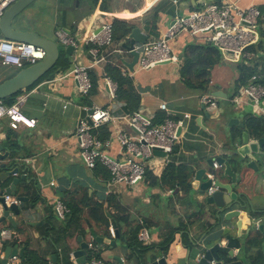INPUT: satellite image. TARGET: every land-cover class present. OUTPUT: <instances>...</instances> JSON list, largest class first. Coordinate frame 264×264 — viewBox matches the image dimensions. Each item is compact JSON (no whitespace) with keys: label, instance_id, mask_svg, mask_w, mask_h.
I'll list each match as a JSON object with an SVG mask.
<instances>
[{"label":"crops","instance_id":"1","mask_svg":"<svg viewBox=\"0 0 264 264\" xmlns=\"http://www.w3.org/2000/svg\"><path fill=\"white\" fill-rule=\"evenodd\" d=\"M41 1H45L46 5L43 11L52 9L54 23H58L56 13L60 7V0H38L30 8L34 9ZM102 1L100 0L99 5ZM160 1L109 0L106 5L108 12L99 6L93 15L83 17L80 21L72 17L63 20L62 23L66 25L58 30L45 31L40 29L41 27L31 28L29 25L27 31H36L64 46L57 36L59 30L70 34V26L77 24L76 37L81 38L99 30L103 23H113L114 19H119L142 29L150 39H158L177 16L194 11L192 0H181L178 2L177 11L172 15L163 12H160L158 17L150 15V11ZM228 2H236L242 9L257 7L264 22V0ZM128 42L114 41L112 47L102 48V54L106 55L108 61L93 69L97 77V87L93 94L91 92L86 97L78 95L77 81L71 75L75 65H92L90 48L83 44L82 48L73 54V65L69 70L61 72L53 79L37 83L17 97L25 99L20 111L28 120H35L34 127L19 125L15 129L11 126L10 118L0 119V152L9 153L8 159L0 163V173L18 169V174L11 176L2 188L9 187L15 178L24 177L19 183L17 197L26 198L25 209L30 214L29 218L23 221L11 211L10 215L17 226L8 220L2 223L9 231L11 239L3 245L0 264L6 248L15 245H18L19 249L26 248L25 258L12 260L11 264H55L53 256H56V264H77L73 252L80 249L78 238L82 236L92 242L90 234L86 233L87 221L99 236L116 242L114 247L109 245L95 247L93 252H99L100 260L105 264H119L116 258H121L123 264H150L148 258L153 254H158L159 258L165 257L168 262L172 257L185 262L194 244L204 236L208 238V232L216 225L215 208L206 203L208 192H200V186H197L198 190L192 187L196 172L206 171L202 183L209 179V174H214L216 181L230 184L231 178L224 175L223 169H212L208 161L225 156L226 147L232 142L242 141L244 133L250 135L252 139H257L250 132L248 122L264 119L262 115L254 112L250 102L245 98L240 104L232 102L243 87V84L239 83L242 79L240 67L242 61L232 62L221 55L220 62L210 70V84L205 89L192 88L186 84L182 75L183 54L189 45H200L204 44L203 42L183 34L172 44L174 53L181 59L180 65H159L151 70H139L136 65L133 72L131 64L134 57L122 47ZM119 48L125 52L118 53ZM263 56L264 52L259 51L257 57L251 60ZM251 60L243 62L248 67H253ZM107 65L118 67L124 76L132 79L134 90L140 96V105L135 111H143L155 123L159 124L165 119V113L161 110L163 103L167 104L174 118H181L184 114L191 115V119L185 122L183 135L170 156V163L163 166L158 173L151 172L153 176L161 179L167 166L173 165L178 169V174L185 173L190 176L191 185L187 192L180 184H176L174 188H163L165 184L154 187L147 175L136 187L110 186V174L106 169L99 167L96 170H89L81 162L75 139L82 110L79 104L83 103L84 107L95 105L110 108L115 116L128 111L126 103L118 101L116 104L107 92L104 84ZM17 71L18 69L14 67L0 64V83L10 79ZM209 95L217 98V110L209 111L202 104V97ZM218 114L223 115V124L216 128L212 118ZM232 118L236 121H233L230 127L228 122ZM105 126L110 131L106 140L112 139L114 136L111 131L115 126L111 124ZM95 134L101 138V130L95 131ZM113 140L115 141L114 138ZM119 150L120 146L114 142L111 154L115 155ZM257 160V165L264 170V147ZM2 164H6L7 168L3 169ZM257 177L253 170H246L236 191L250 197L255 196L256 208L264 209V177L262 180ZM52 182L55 184L51 185ZM58 200L70 211L65 220L55 214L54 205ZM95 206L102 207V211L109 219L108 227L100 225L94 216H90V208ZM72 207L82 212L80 223L82 232L80 226H74L70 221ZM124 217L131 228H135L139 222L144 224L147 222L142 231L146 230L149 238L141 241L139 235L137 238L139 246L133 245V242L129 244V238H121L128 230V227L126 229V225L119 220ZM113 223L117 225L119 238H115ZM262 243L254 248L253 257L241 253L234 261L242 264H264Z\"/></svg>","mask_w":264,"mask_h":264},{"label":"built area","instance_id":"2","mask_svg":"<svg viewBox=\"0 0 264 264\" xmlns=\"http://www.w3.org/2000/svg\"><path fill=\"white\" fill-rule=\"evenodd\" d=\"M16 1L0 0V20L5 11ZM173 3L178 5L177 0H173ZM200 8L186 15L177 16L160 38L149 39L145 44L137 46L136 50L139 52L137 68L151 70L165 63L180 65L181 59L174 53L172 44L183 34L211 44L221 52L223 58L232 62L248 61L254 57L249 48L264 39V22L262 13L257 7L250 6L242 9L236 2L225 0L220 3L209 2ZM57 36L64 46L74 47V53L81 49L83 44L90 48L92 65H75L71 70V75L77 81L78 95L86 97L93 88L90 71L102 62L108 61L106 55L102 54V48L113 46L114 26L111 22L103 23L99 30L92 31L81 38H73L63 30H59ZM117 52L121 54L125 51L119 48ZM45 56L46 53L42 48L7 40L0 33V64L2 66L21 70L40 62ZM256 81L257 77L254 76L248 85L240 89L232 102L240 104L245 98L250 102L254 112L264 117V87ZM104 84L112 101L119 103L117 83L105 77ZM201 101L208 110L218 109L217 98L214 96H204ZM24 102L23 97L17 98L12 106H5L0 102V119L10 118L11 126L15 129L19 125L34 127L35 120H28L20 111ZM84 110L92 111V113L80 118L77 125L75 139L79 158L89 170H95L98 166L106 169L110 174V186L136 187L145 180L148 171L158 173L163 166L169 164L170 156L186 128L185 122L191 119L190 114L174 118L166 103L161 105L165 119L159 124L141 110L133 113L124 112L119 116H115L110 108L95 105L84 107ZM110 124L115 126L111 131L114 137L106 141L99 139L95 131ZM180 130L181 133H179ZM114 142L120 146L119 152L115 155L111 154ZM154 149L161 150L166 156H155ZM214 169H220L216 162ZM208 178L215 182L214 174H209ZM54 184V182L51 183V185ZM213 191L214 188L210 189L209 193ZM6 202L9 205L19 203L11 196H6ZM54 211L62 220H65L70 212L67 206L59 200L54 205ZM139 235L141 241L149 238L146 230L141 231ZM10 239L9 231L2 226L0 214V258L3 243ZM88 264L105 263L92 257ZM211 264L219 263L212 261Z\"/></svg>","mask_w":264,"mask_h":264},{"label":"water","instance_id":"3","mask_svg":"<svg viewBox=\"0 0 264 264\" xmlns=\"http://www.w3.org/2000/svg\"><path fill=\"white\" fill-rule=\"evenodd\" d=\"M37 1L17 0L5 11L0 20V33L5 39L35 45L42 48L46 53V56L40 62L19 70L15 76L0 83V102L33 87L59 61L60 46L56 41L36 31H19L16 28L19 16ZM223 1L225 0H192L191 3L194 9H198L209 2L220 3ZM149 39V35L145 34L142 29L136 27L129 35V42L123 44L122 47L134 57V61L131 64L132 72L139 60V52L136 50V47L145 44ZM84 48H86L85 45ZM74 51L75 49L72 46H68L65 49V52L69 56H73ZM79 105L82 109L81 118L86 114L92 113V111L86 112L84 110L83 103ZM222 116V114H218L212 118L216 128L223 124ZM233 121H236V119H230L228 126L231 127ZM179 133H181V130ZM263 147L264 138L252 139L250 135L244 133L242 141L232 142L226 147L227 151L225 156L208 161V165L212 169L214 168L215 162L223 169L224 175L231 178L230 184H223L216 180L213 182L210 179L202 183L201 180L206 171L198 170L196 172L192 187L194 190H198L197 186H200V192H208L206 203L215 208L216 225L208 232V238L204 236L197 244H194V248L190 249L188 259L185 262L178 260L176 257H172L170 262H168L165 257L159 258L157 257L158 254H153L152 257L148 258L150 264H211L212 261H216L219 264H242L239 261H234V259L239 257V254H249L250 257H253L254 248L260 242H263L262 249L264 251V209L256 208L255 196L250 197L245 193L236 191L237 186L240 184V178L246 170H253L258 175L257 179L262 180V177H264V170L257 165V156L262 154ZM153 154L157 157L166 156L159 149H154ZM8 157L9 153L2 154L0 152V163L6 161ZM1 167L3 169L7 168L6 164H2ZM16 174H18V169L16 168L0 173L1 222L3 223L6 220L11 221L15 227L17 223L13 221L10 215L11 211L23 221H26L30 215L29 211L25 209L26 198L17 197L19 183L21 180H24V177L20 179L15 178L9 187L2 188V185L11 176ZM212 188L215 191L209 193ZM6 196L17 198L19 203L8 205ZM113 229L115 238H119V231L115 223H113ZM86 233L90 234L92 242L85 240L82 236L78 238L80 249L73 252V258L77 264H88V259L91 257L96 246H116L115 241L99 236L88 221ZM5 244L6 242L3 243V245ZM25 249H19L18 245L7 247L1 263L11 264L10 262L12 260L14 261L18 258L24 260ZM236 252L238 254H235ZM52 259L56 264V256H53ZM116 260L119 264H123L121 258H116Z\"/></svg>","mask_w":264,"mask_h":264},{"label":"trees","instance_id":"4","mask_svg":"<svg viewBox=\"0 0 264 264\" xmlns=\"http://www.w3.org/2000/svg\"><path fill=\"white\" fill-rule=\"evenodd\" d=\"M70 1L71 3H69L68 5L67 3L68 0H60V7L58 10L59 21L57 23L58 28L56 30L66 25L63 24L62 22L63 20L67 19L66 16L69 13L70 14L73 13L75 15L74 18L76 21H80V19H82L83 17H88L93 15L99 6L100 9H102L105 12H108L107 11L108 8L106 7V5L109 0H103L101 5H99L100 0H70ZM177 1L179 3L181 2V0H177ZM177 6L178 5H175L173 3V0H161L150 11V15L158 17V14L160 12L172 15L173 13H175V11H177L178 8ZM28 22L29 20H27L22 14L21 16H19L17 20L16 28L19 31H24V30L27 31L29 29L28 26L30 25V22L29 23ZM112 24L114 26V41L118 43L128 42L129 35L132 32V30L135 28V25L119 19H114ZM76 26L77 24H75V26L73 25L70 26L71 27L70 35L73 38H76V34L78 32ZM59 46H60V58L58 63L39 82L46 79L48 80L53 79L61 72H65L69 70L73 65L72 56H69L65 52L64 46H62L61 44ZM249 50L256 57L259 51L264 52V39L258 45L251 46ZM183 55H184L183 56L184 67H183L182 75L184 77V81L186 82L187 85H189L192 88L205 89L210 84V79H209L210 70H212V68L222 59L221 52L211 44L204 43L200 45H189L185 49ZM254 60H251L254 64L253 67H248L246 64H244L243 62L244 60L242 61V63H240L241 64L240 67L242 70V79H240L239 83L243 84L242 85L243 87L248 85L254 76L257 77L256 82L264 87V56L263 58L260 59L257 58L255 61ZM17 72L13 76H15ZM105 72L106 73L104 77H109L110 79H112L114 82L117 83L118 86L117 100L126 103L127 106L126 109L129 111L127 112L132 113L135 110H137L140 105V96L134 90L132 79L127 76H124L122 71L118 67L113 65H107ZM90 77L93 84V88L91 90L93 94V92L97 87V77L93 73V70L90 71ZM21 94L22 92L16 96H12L10 98L2 100L1 102L5 106H12L16 102V98ZM259 119L260 120H250L248 122V127L250 129V132H252V134L255 137H257V139L264 138V119L263 118H259ZM100 130L102 134L100 139L103 138L102 140L104 139L106 140V138L110 134L108 127L104 126ZM99 167L101 166H98L97 168ZM167 167L168 168L161 179L153 176L151 172H147V176L150 179V183L152 184V186L160 187L161 185L165 184L163 188L165 187L174 188L176 184H180L183 186V189L187 192L191 185L189 181L190 176L185 173L178 174L177 173L178 169H176L173 165H168ZM71 212H72L70 215V217H72L70 220L71 223L74 226H80V223L82 221L81 210L72 207ZM90 216L92 217L94 216L96 218L95 220H97V223H99L100 225H104L108 227L109 219L107 216H105L104 212L102 211V207L95 206L93 208H90ZM119 220L122 221L124 225H126V229H127L128 227L127 218L125 217L119 218ZM145 224L143 222H139L135 228L128 227V230L122 234L121 238H129V244L130 242H133V245L139 246L140 243H139V239L137 238H139V234L142 231ZM82 231L83 228L81 227L80 232ZM108 236H110L109 232H108ZM92 257L96 259H100L101 256L99 252H93Z\"/></svg>","mask_w":264,"mask_h":264},{"label":"rangeland","instance_id":"5","mask_svg":"<svg viewBox=\"0 0 264 264\" xmlns=\"http://www.w3.org/2000/svg\"><path fill=\"white\" fill-rule=\"evenodd\" d=\"M44 3H45V1L39 2L38 5H36L34 7V9L29 8L23 15L27 20H29L30 25L32 26L31 28L41 27L40 29L45 30V31H49L51 29L55 30L58 28V26L55 25L57 22L54 23L55 22V16L51 11L52 9L50 11H48V9H45L46 11H43V9L46 7V5ZM67 3L69 5V3H71V1L68 0ZM35 8H37V9H35ZM40 11H43V12H40ZM56 17H57V19H59L58 12L56 13ZM66 17H67V19H70L71 17L74 18L75 15L73 13H71V14L69 13ZM168 202H169V199H168Z\"/></svg>","mask_w":264,"mask_h":264},{"label":"flooded vegetation","instance_id":"6","mask_svg":"<svg viewBox=\"0 0 264 264\" xmlns=\"http://www.w3.org/2000/svg\"><path fill=\"white\" fill-rule=\"evenodd\" d=\"M90 258H92V255H91V257ZM94 258V257H93Z\"/></svg>","mask_w":264,"mask_h":264}]
</instances>
